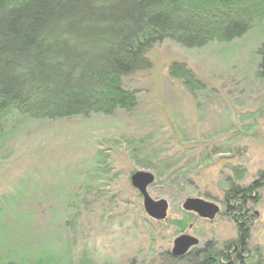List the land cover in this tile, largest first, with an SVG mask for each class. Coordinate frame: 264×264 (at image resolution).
<instances>
[{
  "label": "rangeland",
  "instance_id": "rangeland-1",
  "mask_svg": "<svg viewBox=\"0 0 264 264\" xmlns=\"http://www.w3.org/2000/svg\"><path fill=\"white\" fill-rule=\"evenodd\" d=\"M263 43L264 20L229 43L165 40L147 52V70L123 80L137 92L131 112L11 118L0 131V264H189L169 254L181 235L195 249L233 243L231 218L208 223L182 205L200 199L222 211L231 185L264 172ZM176 62L201 85L183 68L181 80L170 77ZM137 171L154 176L147 193L167 202L166 220L145 214L130 184ZM257 196L240 264H264V190Z\"/></svg>",
  "mask_w": 264,
  "mask_h": 264
},
{
  "label": "trees",
  "instance_id": "trees-1",
  "mask_svg": "<svg viewBox=\"0 0 264 264\" xmlns=\"http://www.w3.org/2000/svg\"><path fill=\"white\" fill-rule=\"evenodd\" d=\"M260 20L264 0H0V131L13 117L131 112L137 92L123 80L149 68L155 45L229 43ZM257 53L264 81V43ZM180 68L195 79L184 63H173L168 75L181 80ZM181 260L231 264L210 243Z\"/></svg>",
  "mask_w": 264,
  "mask_h": 264
},
{
  "label": "flooded vegetation",
  "instance_id": "flooded-vegetation-1",
  "mask_svg": "<svg viewBox=\"0 0 264 264\" xmlns=\"http://www.w3.org/2000/svg\"><path fill=\"white\" fill-rule=\"evenodd\" d=\"M262 189L264 190V172L260 173L257 178L252 179L246 186L241 188L236 185H231L223 201V210L221 211L220 207L213 203L218 208L216 216L212 220L200 218L201 220L208 221V223H212L219 214H222V216H228L233 220L236 227V239L233 243L225 245L221 250L230 258L231 264L235 261L240 264L241 260L238 258L243 259L245 257L244 253L247 252L246 243L250 238V232L254 228L258 217L254 206L256 207L259 203L257 195ZM210 244L213 245L212 243ZM195 248H192L187 254ZM169 254L171 255V253Z\"/></svg>",
  "mask_w": 264,
  "mask_h": 264
},
{
  "label": "water",
  "instance_id": "water-1",
  "mask_svg": "<svg viewBox=\"0 0 264 264\" xmlns=\"http://www.w3.org/2000/svg\"><path fill=\"white\" fill-rule=\"evenodd\" d=\"M154 183V176L148 172L137 171L130 177L131 186L142 198L145 214L155 220L164 221L167 218L168 204L165 200L155 201L150 198L147 188ZM185 212L193 213L204 220H212L218 213V208L200 199H186L182 205ZM199 241L189 235H181L173 242L171 256L176 259L183 258L192 248L197 247Z\"/></svg>",
  "mask_w": 264,
  "mask_h": 264
}]
</instances>
